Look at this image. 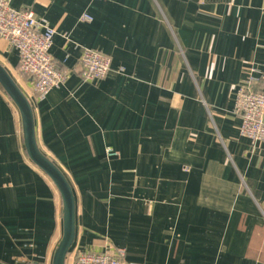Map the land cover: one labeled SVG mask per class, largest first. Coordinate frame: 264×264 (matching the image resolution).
<instances>
[{"label":"crops","instance_id":"obj_1","mask_svg":"<svg viewBox=\"0 0 264 264\" xmlns=\"http://www.w3.org/2000/svg\"><path fill=\"white\" fill-rule=\"evenodd\" d=\"M11 5L55 30L50 54L69 73L38 99L0 38V64L31 105L38 148L73 192L65 264L107 245L136 264H264V145L240 135L233 113L237 88L264 73V0ZM84 49L110 59L103 79L81 78ZM249 87L264 90V80ZM62 235L58 189L28 157L20 113L0 85V264H52Z\"/></svg>","mask_w":264,"mask_h":264},{"label":"built area","instance_id":"obj_2","mask_svg":"<svg viewBox=\"0 0 264 264\" xmlns=\"http://www.w3.org/2000/svg\"><path fill=\"white\" fill-rule=\"evenodd\" d=\"M82 20L90 21L88 14ZM55 30L44 19L35 17L28 9H16L11 0H0V38L16 51L20 73L31 78L38 99H44L53 89L68 79V71L57 68L50 54ZM79 74L84 81H98L110 71V59L102 53L84 49L79 58ZM252 71V70H250ZM246 85L235 93L233 113L240 120V135L253 143L264 145V90L254 91L249 85L264 80V73L255 77L251 73ZM109 155H115L109 151ZM71 264H136L125 259L123 248L107 245L103 250H77L72 253Z\"/></svg>","mask_w":264,"mask_h":264},{"label":"water","instance_id":"obj_3","mask_svg":"<svg viewBox=\"0 0 264 264\" xmlns=\"http://www.w3.org/2000/svg\"><path fill=\"white\" fill-rule=\"evenodd\" d=\"M0 85L20 113L24 146L28 157L47 174L60 194L62 200L63 235L54 252L52 264H65L66 256L75 237V202L71 186L62 171L38 148L31 105L1 64Z\"/></svg>","mask_w":264,"mask_h":264},{"label":"trees","instance_id":"obj_4","mask_svg":"<svg viewBox=\"0 0 264 264\" xmlns=\"http://www.w3.org/2000/svg\"><path fill=\"white\" fill-rule=\"evenodd\" d=\"M58 68V67H57Z\"/></svg>","mask_w":264,"mask_h":264}]
</instances>
